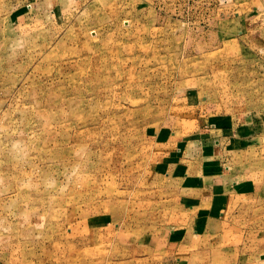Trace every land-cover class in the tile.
<instances>
[{
    "label": "rangeland",
    "instance_id": "obj_1",
    "mask_svg": "<svg viewBox=\"0 0 264 264\" xmlns=\"http://www.w3.org/2000/svg\"><path fill=\"white\" fill-rule=\"evenodd\" d=\"M232 118L254 190L174 246ZM0 264H264V0H0Z\"/></svg>",
    "mask_w": 264,
    "mask_h": 264
},
{
    "label": "crops",
    "instance_id": "obj_2",
    "mask_svg": "<svg viewBox=\"0 0 264 264\" xmlns=\"http://www.w3.org/2000/svg\"><path fill=\"white\" fill-rule=\"evenodd\" d=\"M228 129L227 146L220 153L219 161H207L211 157L199 159L200 154L192 159V155L186 159L188 165L181 166L176 164L170 166L171 174L168 172V178L172 180L173 189L175 190V204L178 209L177 221H180L179 227H174V231L180 236L173 243L177 246H198L195 237L209 235L220 231V221L224 216L229 201L237 196L251 195L255 187V181H247L249 178L245 165L244 152L246 134H236V125L232 119L227 121ZM249 134L253 131L250 124ZM244 125L241 130H245ZM239 132V131H237ZM244 135V136H243ZM233 136V137H232ZM225 142V137L222 139ZM221 161V162H220ZM234 163V164H233ZM190 165V166H189ZM243 168V169H242ZM184 171V172H183ZM243 174L246 178H239ZM250 174V173H249ZM184 175V177H183ZM247 179V180H246ZM184 221V222H183ZM171 242H165L168 248ZM163 245V248H164ZM179 262L183 261V254L178 250ZM184 252V249L182 250Z\"/></svg>",
    "mask_w": 264,
    "mask_h": 264
}]
</instances>
